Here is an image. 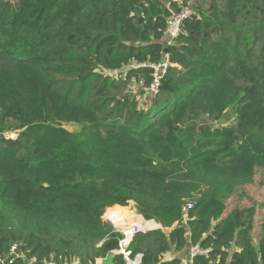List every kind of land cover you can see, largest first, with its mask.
<instances>
[{"label":"trees","instance_id":"trees-1","mask_svg":"<svg viewBox=\"0 0 264 264\" xmlns=\"http://www.w3.org/2000/svg\"><path fill=\"white\" fill-rule=\"evenodd\" d=\"M187 5L192 16L169 42V20ZM162 64L152 94L149 66ZM233 106L231 125L202 121ZM256 169L264 0H0L7 264H96L122 239L102 216L131 201L168 230L134 236L128 249L141 264H182L168 255L191 247L210 249L192 264H264V228L257 245L250 234L254 208L227 213L220 197ZM118 207L107 215L129 213ZM11 247L19 254L9 257Z\"/></svg>","mask_w":264,"mask_h":264},{"label":"rangeland","instance_id":"rangeland-1","mask_svg":"<svg viewBox=\"0 0 264 264\" xmlns=\"http://www.w3.org/2000/svg\"><path fill=\"white\" fill-rule=\"evenodd\" d=\"M141 100L143 101V99ZM235 110H236V106H233L226 113H224L223 115L219 117H216L213 119H209L208 117H203L202 121L208 124H212L215 127H218L221 125H231ZM66 129H68L69 131H72L73 133L80 132V129L76 126H71V127L66 126ZM18 133H19L18 130L11 131V132L6 133L5 136H7V138L9 139L14 140L16 139ZM220 197L223 203L225 204L227 213L233 210H237V209L242 210V209L251 208V207L254 208L255 216L252 220L253 223H252V230L250 234H251L253 243L257 245L260 239V235L262 234L263 228H264V170L256 169L254 176L252 178V181L250 183L238 185L233 189L232 192L222 193ZM113 208L114 206L111 209ZM111 209H108L107 211H111ZM120 209L126 210L128 212H132V214L133 215L135 214L137 217L140 216L139 214H137L136 204L132 201L129 202L126 207H122ZM107 211L102 216V220L105 223L106 222L108 223ZM140 221L134 222V224H142L143 222H145L144 219L143 221L141 222ZM132 224L133 223H131V225ZM161 232H168V230L162 227ZM96 261H99V259H97Z\"/></svg>","mask_w":264,"mask_h":264},{"label":"built area","instance_id":"built-area-1","mask_svg":"<svg viewBox=\"0 0 264 264\" xmlns=\"http://www.w3.org/2000/svg\"><path fill=\"white\" fill-rule=\"evenodd\" d=\"M191 16H192V8L190 7V5H187L184 8H182V10L178 14H175L169 20L168 27L166 30L167 39L169 42H172V40L176 39L179 36L183 23L186 20H188ZM141 66L144 67L145 65H141ZM149 68L152 69L154 72L153 75L154 81L151 88L149 89V92L155 94L158 90L161 77L166 71L167 64L165 65L162 64L158 66L150 65ZM192 207L193 206L189 204L187 205V207L183 209L184 223L188 221V211L191 210ZM108 223H110L122 235V239L118 242V246L117 249L114 250V254H116L117 256H121L125 264H141V255L138 254L132 257L131 252L128 249V246L132 241V239L134 238V236H136L137 234L139 233L146 234L153 231V228L151 227V223L149 221H145L142 224H134L130 226L126 223V219L124 218L122 220V223L120 225H117L115 224V220L113 219L112 215L108 216ZM16 252L17 249L15 247H11L9 252V257L13 255H17ZM209 252L210 249L202 250L198 247H191L188 251L187 263L192 264L194 258L199 256H206ZM7 263L8 262H6V260L0 259V264H7ZM47 264H56V263L50 262Z\"/></svg>","mask_w":264,"mask_h":264},{"label":"crops","instance_id":"crops-1","mask_svg":"<svg viewBox=\"0 0 264 264\" xmlns=\"http://www.w3.org/2000/svg\"><path fill=\"white\" fill-rule=\"evenodd\" d=\"M114 207H116V206H114ZM118 208H122V207H118ZM109 209H111V208H109ZM122 213H125V212L123 211ZM129 213L131 214V215H129L130 218L129 217L125 218L126 219V223L128 225H131V223H133L132 225H134V222H139L140 220L143 221V219L140 216L139 217L141 219L139 217H137L135 214L133 215L132 212H129ZM127 221L130 222V223H128ZM149 222L151 223V227L153 228V231H159V230L161 231L162 230V226L160 224H157V223H155L153 221H149ZM153 231H151V232H153ZM163 233H167V232H163ZM112 254L114 255V258H115V256H117L116 254H114V251L112 252ZM187 256H188V250L184 251V252H181V253H173V252H171L168 255L169 259H172L174 257H178L181 260L182 264H185V263L188 264L187 263V259H188ZM101 261L102 260L96 261V264H100Z\"/></svg>","mask_w":264,"mask_h":264},{"label":"bare ground","instance_id":"bare-ground-1","mask_svg":"<svg viewBox=\"0 0 264 264\" xmlns=\"http://www.w3.org/2000/svg\"><path fill=\"white\" fill-rule=\"evenodd\" d=\"M130 213H122V212H115L112 214L113 219L115 220V224L120 225L124 218L129 217ZM108 216V215H107ZM130 218V217H129ZM121 219V220H120ZM128 222V221H127ZM129 223V222H128Z\"/></svg>","mask_w":264,"mask_h":264},{"label":"water","instance_id":"water-1","mask_svg":"<svg viewBox=\"0 0 264 264\" xmlns=\"http://www.w3.org/2000/svg\"><path fill=\"white\" fill-rule=\"evenodd\" d=\"M16 254H19V251L17 250ZM100 264H115L114 263V255L112 253L108 254L105 259H103Z\"/></svg>","mask_w":264,"mask_h":264}]
</instances>
